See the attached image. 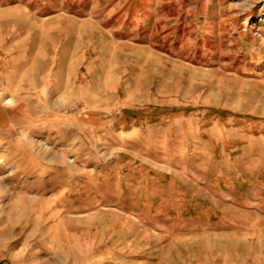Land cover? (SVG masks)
<instances>
[{
  "label": "rangeland",
  "instance_id": "rangeland-1",
  "mask_svg": "<svg viewBox=\"0 0 264 264\" xmlns=\"http://www.w3.org/2000/svg\"><path fill=\"white\" fill-rule=\"evenodd\" d=\"M74 40L99 48L91 81ZM0 46V264L192 245L199 264H257L240 191L259 200L264 0H0ZM108 73L134 83L96 103Z\"/></svg>",
  "mask_w": 264,
  "mask_h": 264
},
{
  "label": "crops",
  "instance_id": "crops-1",
  "mask_svg": "<svg viewBox=\"0 0 264 264\" xmlns=\"http://www.w3.org/2000/svg\"><path fill=\"white\" fill-rule=\"evenodd\" d=\"M92 26L94 27L93 24H92ZM77 39L78 38H76V40ZM76 40L73 41V43H74L73 47L67 48L64 53H66L68 50H70L71 59L73 61H76V62L79 61V63L81 64V65L75 66L73 68V71L76 72V70L79 69L78 70V72H79L82 68L87 69L86 74H83L82 78H85L87 80L90 79V81H91V79H92V76H91L92 71L91 70H93V68L95 70L97 63L100 64V60L95 58L96 56H94L98 52H100L98 50L99 48L94 42L93 43L95 45L91 42H86L85 45L79 46L80 43ZM48 42H49V40H47L46 43H48ZM45 46H47L48 51L50 53L51 52L50 43L46 44ZM81 50L83 53L81 52ZM81 53L83 55L82 60H81V56H80ZM87 55L90 56V59H88V60L86 59ZM115 55L118 56V54H115ZM147 56H149V55H147ZM51 59L54 60V63H55V58L53 59L51 56ZM42 60L43 61L39 62V64L37 66H34L29 70V71L32 70V73H34V75H35L34 79H36V77L39 78L43 72L48 71V68H46V64H47V62L49 63L50 60H47L46 63H45L44 59H42ZM43 63H45V66L42 65ZM84 63L86 65H84ZM49 65H50V63H49ZM100 69H101V67H100ZM114 69H115V67H114ZM109 74L110 73H108L107 76H105L103 78L101 76H98V75L93 77V78H95V82L97 83V86H95V87L90 86L92 88L90 89L88 95H91L93 97V100L96 103H103V101L108 100V98H109L108 102H111V101L114 102L118 96H121L120 93L126 97V94L128 93L129 87L131 88V86L134 83V82L133 83L131 82L130 76H128L125 79H121L119 77H114L111 79L108 76ZM47 77H49V76H47ZM80 77H81V75L79 73H77V78H80ZM29 78H30V74L24 75V78H23V84H25V86H27V87H29V84H30ZM97 80H99V81L97 82ZM138 82H139V80H138ZM120 86H121V89H119ZM135 86H137V85H135ZM99 100H101L102 102ZM108 102H104V103H108ZM260 154L262 156V153H260ZM261 156L259 157V168H257V169L252 168L250 171L253 174H249V175H252L250 177H254L255 174L259 175V183H258L259 188L257 187V189H255L257 192L259 191V200L253 201L254 196L249 192V190L252 191L254 189H248L247 188L246 190H248V192L247 191L246 192L240 191V195H241L240 197L241 198L247 197L246 199L248 201H250V203L246 202V203L241 204V205H245L249 208L244 211L247 213L246 214L247 219H246V222L244 223L245 229H247V230L243 231V229L240 228L241 229L240 232L243 233V236L248 237V236H250L251 231H256L259 228V251L256 255V256L259 255V258H256L257 264H264V246H263L264 245V158ZM242 174H246L248 176L247 172H245V173L243 172V173H241V175ZM249 182H250V184L253 183V181L251 179ZM257 182H258V180H257ZM252 207H259V210L258 209L251 210ZM253 213H256L257 215H259V218H258L259 222L258 223L256 222V226L252 225L251 227H249L248 223H250L251 221L249 222L248 218L249 217L251 218L253 216L252 215ZM240 220H243V219H240ZM244 225H242L241 227H244ZM174 249H175L174 252H171L169 250L170 251L169 253L168 252L164 253V251H167L165 248H157L155 250H147L146 249L142 253H139V252L133 253L130 251L129 253H117L116 254L117 257H115V258H116L117 263H120L123 261L128 262V260H130L131 264H199V262L201 260V258H200L201 252H200L199 247L192 245V246L187 247V248H174ZM152 251H155V252H152ZM234 253L235 252H233V250H231V251H229L228 254L231 256H234ZM238 253H243L244 255H248V251L244 252V251L240 250V251H238ZM133 254L136 255V257L135 256L133 258L123 257V255H133ZM155 255H157V256H155ZM203 255H204V257L202 259L206 260V261H208L210 259V256H212L210 253H204ZM246 261H248V260H246ZM127 264H129V262Z\"/></svg>",
  "mask_w": 264,
  "mask_h": 264
}]
</instances>
